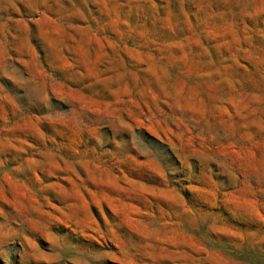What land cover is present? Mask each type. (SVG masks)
Returning a JSON list of instances; mask_svg holds the SVG:
<instances>
[{
    "label": "rangeland",
    "instance_id": "rangeland-1",
    "mask_svg": "<svg viewBox=\"0 0 264 264\" xmlns=\"http://www.w3.org/2000/svg\"><path fill=\"white\" fill-rule=\"evenodd\" d=\"M0 264H264V0H0Z\"/></svg>",
    "mask_w": 264,
    "mask_h": 264
}]
</instances>
